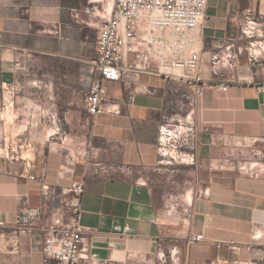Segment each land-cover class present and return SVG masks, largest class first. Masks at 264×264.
<instances>
[{
    "label": "crops",
    "instance_id": "crops-1",
    "mask_svg": "<svg viewBox=\"0 0 264 264\" xmlns=\"http://www.w3.org/2000/svg\"><path fill=\"white\" fill-rule=\"evenodd\" d=\"M113 1L0 0V101L5 84L16 88L13 120L7 124L0 117V141L24 143L23 154H34L31 161L0 155V219L8 223L0 232V264H46L45 228L60 199L44 203L43 173L63 197L72 181H84L82 246L109 264H162L159 256L174 247L178 260L167 264H264V168L250 174L216 167L230 155L231 141L264 148V57L251 62L241 37L244 11L250 8L264 20V0H208L201 62L192 70L177 68L203 77L195 165L165 164L157 152L163 115L188 107L189 86L180 79L141 74L139 83L153 93H136L131 102L122 82L106 81L107 97L121 103L122 113L88 112L85 97L93 81L88 67L97 56L102 9ZM227 45L240 51L237 61L214 66L213 54ZM233 77L254 78L257 85ZM222 84L228 89H219ZM43 111L57 114L64 143L51 137L54 124ZM88 149L134 172L105 176L86 170L78 159ZM63 164L74 173L60 177ZM26 203L43 207V215L32 232L16 236L11 225ZM195 234L205 238L191 242Z\"/></svg>",
    "mask_w": 264,
    "mask_h": 264
},
{
    "label": "built area",
    "instance_id": "built-area-1",
    "mask_svg": "<svg viewBox=\"0 0 264 264\" xmlns=\"http://www.w3.org/2000/svg\"><path fill=\"white\" fill-rule=\"evenodd\" d=\"M207 7L208 0H114L112 4L108 3L106 9H102L97 56L88 67L93 81L85 97L87 110L93 116L105 112L122 113L121 103L108 99L106 81L122 82L128 90L129 102L136 93H153L150 86L139 83L141 74L165 75L186 82L189 86L184 94L187 110L164 114L158 126L157 152L161 162L168 165L197 163L200 134L196 123V107L198 98L203 93V77L198 72L181 74L177 72V68L187 67L192 70L201 62L200 38ZM241 37L247 41L244 49L249 60L258 63L264 57V20L256 17L250 8L244 11ZM239 52L235 51L233 45H227L225 52L213 54V65L233 66ZM233 82L257 85L254 78L233 77ZM219 89L227 90L228 84L220 85ZM15 94L16 88L5 84L0 101L1 118L2 113L12 108ZM43 115L54 124L51 137L57 136L58 139L55 140L64 143L66 136L60 137L57 114L43 111ZM24 145L10 143L4 138L3 142L0 141V155L7 160L20 157L33 160L32 152L23 154ZM26 146L30 144L27 143ZM78 161L84 162L86 170L93 169L96 174L105 176H111L116 170L126 174L134 172L131 165L109 164L97 159L90 149L83 152ZM67 173H74V168L61 165L59 176L64 177ZM30 178L38 179L35 174ZM39 180L44 203L54 197L60 199V204L53 209L51 220L45 228L43 252L46 264L50 261L57 264H109L106 260L86 254L82 246L85 232V227L81 224L84 181H72L64 188L63 194L66 197H63L55 193L45 180L44 173ZM42 215L41 206L27 203L21 206L11 225L15 235L32 232ZM6 227L8 223L0 219V232ZM204 238V234H195L190 237V241L199 242ZM228 244L232 248H239L234 241ZM169 258L178 260V250L175 247L170 250L168 258L165 253L159 256L162 264H167Z\"/></svg>",
    "mask_w": 264,
    "mask_h": 264
},
{
    "label": "rangeland",
    "instance_id": "rangeland-1",
    "mask_svg": "<svg viewBox=\"0 0 264 264\" xmlns=\"http://www.w3.org/2000/svg\"><path fill=\"white\" fill-rule=\"evenodd\" d=\"M1 115L5 118L7 124L13 120L12 109L5 111ZM229 145L232 148L230 155L216 163L218 169L243 171L251 174L264 168V148L257 147L255 143H247L241 140L231 141ZM243 149L246 150V154L243 153ZM166 257L168 258L167 253Z\"/></svg>",
    "mask_w": 264,
    "mask_h": 264
}]
</instances>
